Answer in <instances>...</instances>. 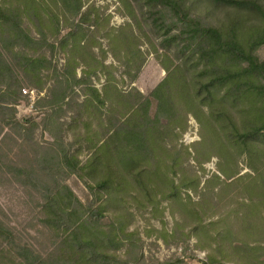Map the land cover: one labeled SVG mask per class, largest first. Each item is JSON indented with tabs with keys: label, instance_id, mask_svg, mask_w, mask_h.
<instances>
[{
	"label": "rangeland",
	"instance_id": "1",
	"mask_svg": "<svg viewBox=\"0 0 264 264\" xmlns=\"http://www.w3.org/2000/svg\"><path fill=\"white\" fill-rule=\"evenodd\" d=\"M257 1L264 8V0ZM82 3L80 17L68 15L58 39L45 47L50 70L42 77L43 89L24 83L16 112L0 109V264H264L262 178L254 181L256 174L240 151L222 155L223 135L219 140L213 132L220 123L208 107L190 110L175 98L171 124L160 128L158 149L143 166L123 168L113 167L98 150L110 126L119 124L120 113L112 120L102 106L88 113L85 86L74 87L66 101L54 104L62 93L58 80L71 83L76 62L63 40L70 29L63 26L79 20L88 48L77 62L114 65L119 90L148 97L167 77L155 53L164 54L154 10L138 0ZM186 4L211 26L226 27L237 19L246 30L263 26L257 14L217 0ZM177 53L175 48L169 53L171 67L181 66L191 79ZM257 55L264 59V46ZM83 68H76L78 77ZM107 77L99 72L91 78L101 93ZM138 98L134 92L128 108ZM155 110L154 102L152 115ZM110 150L116 153L114 146ZM158 161L164 168L156 175ZM145 171L150 172L140 176ZM185 176L192 186H181ZM172 183L179 187L176 193Z\"/></svg>",
	"mask_w": 264,
	"mask_h": 264
},
{
	"label": "trees",
	"instance_id": "2",
	"mask_svg": "<svg viewBox=\"0 0 264 264\" xmlns=\"http://www.w3.org/2000/svg\"><path fill=\"white\" fill-rule=\"evenodd\" d=\"M138 1L149 10H154L152 21L162 38L160 49L164 54L159 55L158 50L155 53L167 72L166 79L146 97L136 90H119L114 83V65H106L104 60L96 59L92 62L84 59L78 63L77 55L82 49L88 48L79 20L72 27L67 24L63 26L70 29L63 40L71 45V54L76 62L71 73L72 82L68 79L66 83L58 80L57 86H60L62 93L55 98L54 104L66 101L74 87L85 86L87 98L83 105L88 113L94 114L101 106L109 112L110 120L115 117V113H120L119 124L110 126L108 138L98 150L103 156L106 154L113 167L123 168L143 166L149 153L158 149L160 128L171 124L176 109L175 98L177 103L190 110L208 107L211 116L220 123L219 131L213 132L219 140L222 139L220 134L223 135V140H220L222 155L234 151L243 153L248 160V167L256 174L254 181L262 178L261 188L264 190V59L257 55V51L264 46V8L257 0H217L239 11L255 13L263 20V26L246 30L241 19L233 20L226 27L205 24L201 17L192 13L186 4L187 0ZM48 6L50 11L46 12ZM58 8L61 9L56 10ZM82 9V0H1V110L16 112L15 106L22 95L24 83L40 91L43 89L40 85L42 77L50 70L45 47L49 40L58 39L65 19L69 20L70 16L80 17ZM173 48L177 50L178 59L182 60L183 65L189 67V73L193 75L191 79L187 78L181 66L171 67L169 53ZM79 65L84 66L81 77L75 71ZM99 72L108 74L102 93L93 86L91 80ZM138 74L139 70L131 81H135ZM134 92L139 97L138 101L128 108L127 104ZM154 102L156 110L152 115ZM239 106L244 108L238 109ZM120 109L125 110L122 113ZM111 146H114L117 154L109 152ZM96 155L98 160L99 154ZM260 162L263 166H258ZM163 168L158 161L156 175ZM149 172H142L140 176ZM218 172L230 179L222 166H218ZM215 177L220 179L217 175ZM188 181L186 176L183 177L181 186H192ZM173 187L176 193L179 187L175 183ZM89 209L93 217H96L97 212L92 203ZM56 222L63 224L59 219ZM100 257L105 261L113 260V257L103 254Z\"/></svg>",
	"mask_w": 264,
	"mask_h": 264
},
{
	"label": "built area",
	"instance_id": "3",
	"mask_svg": "<svg viewBox=\"0 0 264 264\" xmlns=\"http://www.w3.org/2000/svg\"><path fill=\"white\" fill-rule=\"evenodd\" d=\"M24 93H25V94H28V91H27V90H25V91H24Z\"/></svg>",
	"mask_w": 264,
	"mask_h": 264
}]
</instances>
